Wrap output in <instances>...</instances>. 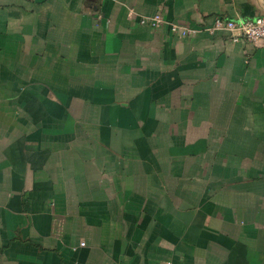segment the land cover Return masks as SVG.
<instances>
[{"label": "crops", "instance_id": "1", "mask_svg": "<svg viewBox=\"0 0 264 264\" xmlns=\"http://www.w3.org/2000/svg\"><path fill=\"white\" fill-rule=\"evenodd\" d=\"M215 17L264 0H0V264H264V43L168 25Z\"/></svg>", "mask_w": 264, "mask_h": 264}, {"label": "built area", "instance_id": "2", "mask_svg": "<svg viewBox=\"0 0 264 264\" xmlns=\"http://www.w3.org/2000/svg\"><path fill=\"white\" fill-rule=\"evenodd\" d=\"M140 23L149 25L152 28L165 23L160 15H155L150 19H141ZM170 33L179 39L191 38L198 33H205L213 36L217 33H224L233 42L244 41L246 43H264V17L256 19H241L239 17L229 19L215 17L208 25L198 28L168 24Z\"/></svg>", "mask_w": 264, "mask_h": 264}]
</instances>
